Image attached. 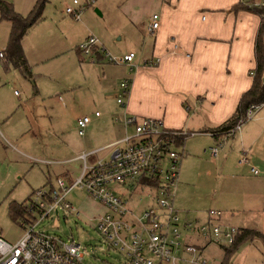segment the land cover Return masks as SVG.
I'll return each mask as SVG.
<instances>
[{
    "label": "rangeland",
    "instance_id": "374dc122",
    "mask_svg": "<svg viewBox=\"0 0 264 264\" xmlns=\"http://www.w3.org/2000/svg\"><path fill=\"white\" fill-rule=\"evenodd\" d=\"M4 1L10 2L14 11L22 16H26L36 2ZM72 1L46 0L41 20L22 40L33 80L24 78L0 58V236L11 243L23 234L22 217L31 224L38 217L29 218L21 213L13 218L8 211L10 203L27 202L34 190L46 186L48 176L54 181L57 176L63 178L64 171H68L76 178L81 167V162L76 160L46 167L29 158L67 161L107 145L111 140L101 137L109 125L108 113L120 108L116 96L121 78L115 79L122 77L125 70L106 58L92 63L78 47L92 36L111 56H124L130 51L135 56L140 40L129 17L151 12L146 5L149 0H94L82 12L80 21H75L64 13ZM9 28L8 22L0 20V54L4 51ZM94 113H99L100 117H92ZM82 117L90 118V122L80 136L76 121ZM111 118L114 123V116ZM114 124L122 129V138L124 129ZM218 143L220 153L223 141ZM214 144L209 134L196 132L180 148L183 151L179 180L172 201L179 215L182 240L191 236L190 244L204 243L191 230H185L184 224L203 225L208 211L217 210L219 169L209 151L217 143ZM108 155L106 150L97 154L96 159L106 160ZM133 198L138 202L136 213L150 203L146 193L139 189L135 190ZM67 201L75 212L60 209L58 217L49 215L35 230L64 243L79 245L83 264H129L124 253L97 229L96 217L104 213V208L79 188L69 193ZM222 247L228 245L208 243L201 256L211 264H222ZM181 257L192 256L181 254ZM225 264H264L262 241L242 244Z\"/></svg>",
    "mask_w": 264,
    "mask_h": 264
},
{
    "label": "crops",
    "instance_id": "0c3cea01",
    "mask_svg": "<svg viewBox=\"0 0 264 264\" xmlns=\"http://www.w3.org/2000/svg\"><path fill=\"white\" fill-rule=\"evenodd\" d=\"M258 1L149 0L146 4L151 9L149 14L129 17L140 40L139 51L132 67L120 65L125 73L115 80L129 79L130 92L124 107L118 106V110L108 113L109 125L101 138L112 141L100 148L120 139L122 129L112 123L111 116H121L124 110L134 116L162 120L169 129L188 132L213 131L224 124L234 113L242 94L251 87L250 73L256 68L255 42L261 25L259 16L244 10L235 12L232 8ZM154 14L158 15L159 25L149 34L147 28ZM207 134L215 144L223 141L220 153L212 157L219 169V191L217 210L209 211L220 212L218 222L238 232L247 229L264 235V106L231 136ZM77 158L41 160L48 163L29 159L47 167L79 161ZM242 159L246 162H241ZM251 169L258 174L254 175ZM80 171L81 167L77 176ZM64 173L63 178L57 176L54 181L48 176L46 185H54L60 178L66 185L72 184L75 180L72 173ZM133 194L126 198L135 209L138 202ZM208 213L204 222L209 220ZM186 238V244L200 250L209 243L199 239L203 245L190 244L193 238ZM181 254L187 253L179 251L177 255L182 258Z\"/></svg>",
    "mask_w": 264,
    "mask_h": 264
},
{
    "label": "built area",
    "instance_id": "2783aa9c",
    "mask_svg": "<svg viewBox=\"0 0 264 264\" xmlns=\"http://www.w3.org/2000/svg\"><path fill=\"white\" fill-rule=\"evenodd\" d=\"M94 0H73L65 8V14L75 21H80L82 12ZM251 7L264 8V0L249 2ZM158 15L151 16L147 28L153 34L159 25ZM79 52L94 63L95 59H107L113 65L132 67L134 54L111 56L103 49L99 41L90 36L78 47ZM2 57V54H0ZM255 71L250 75L253 77ZM131 82L123 79L119 84L116 103L125 106L130 92ZM264 106L252 105L248 108L245 120L240 121L230 131L234 134L248 120H252L257 111ZM99 117V113L94 114ZM114 123L124 129V136L98 150L81 154L80 174L72 184L66 185L63 179H57L54 185L36 189L27 202L22 204L23 213L29 218L38 219L31 224L25 217L20 226L23 234L14 242H8L0 236V264H83L80 246L64 243L39 231L36 226L49 215L59 216V210L75 209L67 201L69 193L82 189L86 195L98 202L104 213L97 216V229L106 239L124 253L129 264H211L201 256L202 250L183 242L179 230V215L173 206L172 196L179 180V163L184 141L196 132L167 128L162 120L138 117L126 110L122 115L114 116ZM90 118L77 119L78 134L84 130ZM210 135V134H209ZM212 135V134H211ZM220 143L209 149L210 155H218ZM108 150L106 160L103 158L90 161V158ZM42 163H48L41 161ZM241 162H246L242 159ZM254 175L258 171L251 169ZM145 192L150 203L139 213L128 204V194L135 190ZM126 193V194H125ZM124 196V197H123ZM220 212L209 211V220L203 225H186L199 238L209 243L231 245L238 230L218 222ZM179 251L190 254L189 259L180 258ZM195 256V257H193Z\"/></svg>",
    "mask_w": 264,
    "mask_h": 264
},
{
    "label": "trees",
    "instance_id": "16d2710c",
    "mask_svg": "<svg viewBox=\"0 0 264 264\" xmlns=\"http://www.w3.org/2000/svg\"><path fill=\"white\" fill-rule=\"evenodd\" d=\"M45 3L46 0H36L31 11L26 16H22L14 11L10 2L0 0V20L9 22L11 26L8 41L1 58L4 59L5 64L11 65L24 78L29 80H33V76L22 48V40L29 29L41 20ZM239 10L253 13L261 19V25L255 42V74L251 87L242 94L231 117L216 130L203 132L211 133L213 136H229L230 131L235 125L245 120L247 110L250 106L264 103V83L262 82L264 69V46L262 40L264 33V8L245 6L243 4L236 5L232 8V11L235 12ZM8 211L9 215L15 218L16 215L23 213L22 204L12 202L9 205ZM256 240H261L264 248V235L257 231L247 229L239 231L231 245L222 247L224 253V261L222 264H225L242 244Z\"/></svg>",
    "mask_w": 264,
    "mask_h": 264
},
{
    "label": "water",
    "instance_id": "95a60500",
    "mask_svg": "<svg viewBox=\"0 0 264 264\" xmlns=\"http://www.w3.org/2000/svg\"><path fill=\"white\" fill-rule=\"evenodd\" d=\"M262 40H263V46H264V33H263ZM262 82L264 83V69H263V74H262Z\"/></svg>",
    "mask_w": 264,
    "mask_h": 264
}]
</instances>
